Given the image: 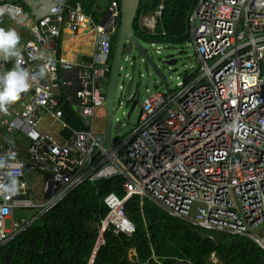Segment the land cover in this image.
Listing matches in <instances>:
<instances>
[{
  "label": "built area",
  "instance_id": "1",
  "mask_svg": "<svg viewBox=\"0 0 264 264\" xmlns=\"http://www.w3.org/2000/svg\"><path fill=\"white\" fill-rule=\"evenodd\" d=\"M72 1L0 2V25L11 22L29 34L17 47L19 58L0 53V77L23 70L30 85L11 116L0 114V136L18 132L27 140L24 154L17 143L0 144V247L82 184L120 177L123 195L111 192L103 200L108 212L97 247L108 231L134 234L124 204L137 196L140 205L147 199L173 218L246 237L264 251V0H197L187 24L198 69L173 90L146 96L137 123L110 144L94 132L93 118L105 104L99 80L110 72L118 2L110 1L96 22ZM165 2L140 15L142 31L166 35L156 30ZM90 32L95 52L86 67L58 56L64 33ZM57 71L69 73L59 84L72 95L68 101L84 128L63 120L65 104L54 90ZM46 114L56 122L50 133L42 127ZM33 173L43 175L41 194L31 189ZM194 204L204 208L192 215ZM17 209L31 215L8 228Z\"/></svg>",
  "mask_w": 264,
  "mask_h": 264
},
{
  "label": "trees",
  "instance_id": "2",
  "mask_svg": "<svg viewBox=\"0 0 264 264\" xmlns=\"http://www.w3.org/2000/svg\"><path fill=\"white\" fill-rule=\"evenodd\" d=\"M116 1L120 6L119 0ZM7 2L20 5L23 0ZM72 2H79L84 14L99 21V16L93 13L95 0ZM196 2L166 0L156 29L157 33L164 31L166 35L155 37L139 29L138 19L140 15L157 10L160 0H140L135 32L148 38L165 39L173 45L190 43L187 16ZM84 36H91L88 44L95 49L94 32L74 35V45ZM111 48L110 61L114 47ZM63 120L74 128H84L67 102ZM62 132L67 136L68 130ZM121 182L122 179L116 177L74 189L23 235L0 247V264H90L92 260L93 264H214L211 261L214 253L221 264H264V251L248 238L186 223L171 217L147 199L140 205L137 196L124 204L128 218L135 225L134 234L116 236L108 231L104 235L105 243L96 250L99 225L108 212L103 200L111 192L122 196ZM130 251L132 256H129Z\"/></svg>",
  "mask_w": 264,
  "mask_h": 264
},
{
  "label": "rangeland",
  "instance_id": "3",
  "mask_svg": "<svg viewBox=\"0 0 264 264\" xmlns=\"http://www.w3.org/2000/svg\"><path fill=\"white\" fill-rule=\"evenodd\" d=\"M102 8H105V0H101ZM0 28H3L5 31L11 30L13 28L11 22H7V24L0 25ZM141 48L153 57L155 61L158 59H164L167 57L171 58V61H176V64L170 66L167 72L168 78V88L174 89L177 81L187 80L191 73L198 69V63L195 60V53L190 43H183L182 45H173L171 43H167V41H163V43L156 44L154 48L150 44H141ZM161 50V51H159ZM160 52V53H158ZM131 59L136 57V52L133 49L131 54ZM122 67L123 71L120 72L118 77V85L119 84H127L128 78L124 76L126 72H128L129 65L127 62H123ZM169 67V65H168ZM128 68V69H127ZM44 74V72H43ZM47 81L49 79L46 77ZM159 80H156L154 77H150L148 80H143L141 84L138 86H133L129 92V94L125 95L124 90L120 89L117 85V90L115 93V99L113 103V122L116 119L121 120V130L119 132H115L112 130V137L122 138L127 134L132 127L137 123L143 99L148 96L151 92L154 91H166V88L161 85ZM57 92L58 89H57ZM65 97V98H64ZM69 103L66 94L63 96L62 103ZM70 104V103H69ZM71 105V104H70ZM75 111V110H74ZM79 118V117H78ZM49 120V115L46 114L42 123ZM80 120V118H79ZM81 121V120H80ZM106 129V109L105 106H100L95 109L94 118H93V130L96 133L104 134ZM12 134V133H10ZM11 140L20 145L22 149V154L25 153L27 149V140L23 137V134L14 132L13 138ZM22 144L25 145L24 149L22 148ZM30 179L31 189L37 194H41L43 175L38 173L28 174ZM200 208L202 210L204 207L199 206L198 204L193 205V209L191 214L194 215L196 210ZM31 215V212L27 210L17 209L14 212L12 220L7 221V227L9 228L12 222H19L21 218H28ZM100 230V228H99ZM258 230H255L257 232ZM133 252L130 251L129 256H132ZM214 264H221L217 256L212 258Z\"/></svg>",
  "mask_w": 264,
  "mask_h": 264
},
{
  "label": "water",
  "instance_id": "4",
  "mask_svg": "<svg viewBox=\"0 0 264 264\" xmlns=\"http://www.w3.org/2000/svg\"><path fill=\"white\" fill-rule=\"evenodd\" d=\"M7 1L13 0H0V2ZM119 3L120 19L115 34V45L112 52L109 76L99 80L103 95L105 96V138L109 144L112 143L111 140L114 141L117 138L116 136L112 137V130L115 132L121 130V120L116 119L113 122L112 110L118 85V77L120 72L124 70L122 67L123 62H127L129 65V69L127 68L128 72L124 74L128 78V81L126 85L119 84L118 86L124 90L125 95L129 94L133 86H138L143 80H148L150 77L159 80L158 82L168 90V68L176 64V61H171L170 57L155 61L150 53H147V51L141 48L142 43L152 45L163 43L165 40H153L135 32L134 21L140 0H119ZM133 49L136 52V57L131 59ZM72 108L75 109V105H72ZM90 264H93V260Z\"/></svg>",
  "mask_w": 264,
  "mask_h": 264
},
{
  "label": "crops",
  "instance_id": "5",
  "mask_svg": "<svg viewBox=\"0 0 264 264\" xmlns=\"http://www.w3.org/2000/svg\"><path fill=\"white\" fill-rule=\"evenodd\" d=\"M95 1L96 2L94 4V12L93 13H96L99 16V21H100V19L103 17L104 12H105V10L107 8L108 2H107V0H105V2H106L105 5L106 6H105V8H102V4L100 3L101 0H95ZM94 21H96V20L94 19ZM11 30H15L17 32V34L19 35L20 40H19V43H18L17 47H21L23 45V43H24V40L29 37L28 30H23V29L21 30V29H18L16 27H13ZM75 35L76 36L77 35L78 36L86 35V33H84V34L78 33V34H75ZM64 36H66V38H64ZM73 36L74 35H70L69 33H64L61 36L60 45L62 47H60V52H59L60 55L58 53V56L61 57L64 60H68L72 64L86 67L89 63L92 62V61L90 62L89 60L93 59V55H94V52H95V49H91L89 47V44H88V43H90L89 39H90L91 36H84L82 38V40L80 41V43L77 44L78 46L74 45L73 38H72ZM110 65H111V63H110ZM68 74L69 73H67V72H62V71L59 72V71H57L56 72V78L53 80L54 83L58 84V85L54 84V85H56V88L54 86V90L56 91V89H58V91L61 93L60 94L62 96L61 100H63V96L66 94V91H63V88L60 86V84H59L60 82L59 81L62 79V77L67 76ZM48 75L49 74H45V77L48 78L49 77ZM108 76H106V77H108ZM68 96L71 97V98H69ZM66 97H67L68 100L69 99H71V100L73 99L72 95L70 93L66 94ZM22 98L23 97H19V99L16 102L7 105L6 106L7 107V111L6 112L5 111H0V114L3 115V116H11L14 113V111L17 110L20 107V104H22V101H21ZM69 103L71 104V102H69ZM54 123H56V122L51 118L50 121L44 122V124H42V127H43V129L45 131L50 133V132L53 131L51 128L54 125ZM48 124H50V126H48ZM11 137L13 138V133L12 134L2 133L1 136H0V144H7L9 142H14V141L11 140ZM14 143H16V142H14ZM24 147H25V145L22 144V148L23 149H24ZM0 154H1V150H0Z\"/></svg>",
  "mask_w": 264,
  "mask_h": 264
},
{
  "label": "clouds",
  "instance_id": "6",
  "mask_svg": "<svg viewBox=\"0 0 264 264\" xmlns=\"http://www.w3.org/2000/svg\"><path fill=\"white\" fill-rule=\"evenodd\" d=\"M6 23H3L1 25H5ZM151 39L157 40L154 38H151ZM19 40H20V37L15 30L5 31L3 28H0V53L4 54L5 56H16L19 58L20 53H19V49H17ZM162 40H165V39H162ZM28 80H29V74L19 69L15 71H11L7 73L6 75L0 77V85H2V89H3L2 91H0V111L6 112L7 111L6 106L16 102L20 97V93L26 92L29 89L30 85L28 83ZM13 183H15V181H13ZM2 191H9V189L4 188L2 189ZM97 249H99V247H96V250ZM96 253L94 252V254ZM214 255L216 256L215 253ZM212 258H213V254L211 256V261H212Z\"/></svg>",
  "mask_w": 264,
  "mask_h": 264
},
{
  "label": "flooded vegetation",
  "instance_id": "7",
  "mask_svg": "<svg viewBox=\"0 0 264 264\" xmlns=\"http://www.w3.org/2000/svg\"><path fill=\"white\" fill-rule=\"evenodd\" d=\"M140 29V28H139ZM141 30V29H140ZM137 33V32H136ZM139 34V33H138ZM141 35V34H139ZM111 45H113L112 47H114L115 45V35L112 37V41H111Z\"/></svg>",
  "mask_w": 264,
  "mask_h": 264
}]
</instances>
